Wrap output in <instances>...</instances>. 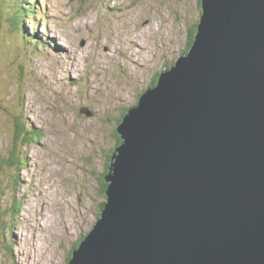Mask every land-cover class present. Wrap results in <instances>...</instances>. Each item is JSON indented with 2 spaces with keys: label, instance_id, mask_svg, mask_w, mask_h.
<instances>
[{
  "label": "water",
  "instance_id": "obj_1",
  "mask_svg": "<svg viewBox=\"0 0 264 264\" xmlns=\"http://www.w3.org/2000/svg\"><path fill=\"white\" fill-rule=\"evenodd\" d=\"M190 49L117 126L68 264H264V0H201Z\"/></svg>",
  "mask_w": 264,
  "mask_h": 264
},
{
  "label": "rangeland",
  "instance_id": "obj_2",
  "mask_svg": "<svg viewBox=\"0 0 264 264\" xmlns=\"http://www.w3.org/2000/svg\"><path fill=\"white\" fill-rule=\"evenodd\" d=\"M2 6L0 264H68L106 200L119 119L184 54L201 4L36 0L26 44Z\"/></svg>",
  "mask_w": 264,
  "mask_h": 264
},
{
  "label": "trees",
  "instance_id": "obj_3",
  "mask_svg": "<svg viewBox=\"0 0 264 264\" xmlns=\"http://www.w3.org/2000/svg\"><path fill=\"white\" fill-rule=\"evenodd\" d=\"M1 2L3 5L1 15L3 16L4 14H6V16L8 17V22H9L8 27L10 28L9 35L12 36L11 34H14L18 38H20V40L22 41L23 44L28 43L31 40L30 38L34 37L35 35L34 34L29 35L27 31L23 32L21 27H23V25H25L26 19H28V22H30L32 19H34L36 17V13H35V11H36L35 10L36 0H33V1H31V0H1ZM199 2L201 4V0H199ZM198 21L196 23H194L193 26L190 27L189 42H188L187 47L182 51L183 53H186L190 49L191 45L194 42L195 35L198 31ZM5 22H6V20H5ZM40 41L42 42L43 40L41 38H39V40H37L36 43H39ZM159 77H160V74H157V76H155L154 81L151 83L152 86H155L158 83ZM121 120H122V118L119 119L120 122H121ZM17 126H18V131H17L18 136H21L22 133L26 134V127L23 126V122H17ZM24 136L25 137L23 139L24 140L27 139V136L26 135H24ZM15 140H17V136L15 137L14 141ZM121 142H122V140L120 138V135L118 134L117 146ZM3 164L4 163H2V164L0 163V173H2V171L4 170ZM13 175H14V173H13ZM1 185H2V183H1V179H0V193L2 191ZM107 185L108 184H107L105 178H103L102 184H101V191H102V194L104 197L106 196L105 191H106ZM102 207H103V204H101V206H100V211L102 210ZM2 218L0 215V223L3 224L5 222L2 221ZM80 242H81V240L77 243L76 247L80 244ZM70 258H71V256L69 257L68 262H69Z\"/></svg>",
  "mask_w": 264,
  "mask_h": 264
},
{
  "label": "bare ground",
  "instance_id": "obj_4",
  "mask_svg": "<svg viewBox=\"0 0 264 264\" xmlns=\"http://www.w3.org/2000/svg\"><path fill=\"white\" fill-rule=\"evenodd\" d=\"M24 183V182H23ZM105 202V201H104ZM46 214L45 213H43V217L45 216ZM42 218V217H41ZM64 221H66V220H64ZM13 226V225H12Z\"/></svg>",
  "mask_w": 264,
  "mask_h": 264
},
{
  "label": "flooded vegetation",
  "instance_id": "obj_5",
  "mask_svg": "<svg viewBox=\"0 0 264 264\" xmlns=\"http://www.w3.org/2000/svg\"><path fill=\"white\" fill-rule=\"evenodd\" d=\"M153 82V81H152ZM151 85V84H150Z\"/></svg>",
  "mask_w": 264,
  "mask_h": 264
}]
</instances>
